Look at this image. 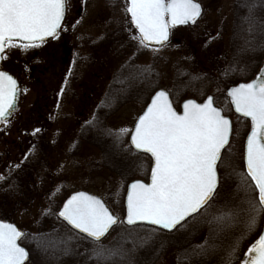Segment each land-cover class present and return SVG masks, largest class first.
I'll use <instances>...</instances> for the list:
<instances>
[{
  "label": "rangeland",
  "instance_id": "1",
  "mask_svg": "<svg viewBox=\"0 0 264 264\" xmlns=\"http://www.w3.org/2000/svg\"><path fill=\"white\" fill-rule=\"evenodd\" d=\"M196 1L203 7V14L196 22V29L200 30L202 36L196 48L201 52L204 66L214 69L213 58L217 60L218 56L208 53L216 48L227 52L234 28L236 0ZM68 2L67 17L57 37L39 43L38 47L6 48L0 66V69L16 76L22 88L18 110L7 123L0 124V176L8 175L3 161L10 165L23 152H29L33 147L29 149L32 141L36 145V154L39 153L43 161L41 164L46 166L43 169V181L37 178L32 182L38 189L35 194L32 193L30 198L33 199L28 200L26 196L25 203L24 200H16L6 206L0 200V219L15 222L25 234L37 231L41 214L51 206L50 195L46 198L48 192L57 195L60 207L77 190L90 191L103 199L110 197L112 201L118 196L124 188L122 178L104 165L101 149L87 143L83 132L81 136L82 127L94 117L116 75L125 70L134 57L139 67L156 69L159 83L157 89L164 88L171 93L176 88L177 74L189 66L188 57L193 49L187 45L188 37L185 30L182 33L181 26L174 28L176 30L171 33L170 42L162 46L141 47L136 45L139 43L128 42L132 36L130 16L126 12L128 0ZM206 43L212 47L206 50L208 52L204 50ZM156 48L159 51H155ZM215 92L209 87L202 99L209 94L215 97ZM190 97L198 99L194 96L187 98ZM225 103L227 100L223 99L216 104L223 108ZM144 108L142 103L127 102L108 119L109 127L117 133L122 134L121 130H128L123 135H129L130 146L131 132ZM35 129L40 131L33 135ZM248 130V125L240 121L236 133L233 131L230 145L220 162L222 172L224 170L223 178L232 174L234 181H243L242 178L246 176L244 143ZM248 185L247 182L238 187L241 191L239 194L246 200L250 199ZM234 194L235 191L231 195ZM232 206L229 202L217 208L208 219L217 223L213 234L218 236L219 242L213 241V246L216 245L213 249H228L223 254L220 252L223 264L227 259L230 264L243 261L236 259L237 255L232 253L239 251L245 239L243 244L249 243V247L255 242L250 243V239L256 235L264 220L262 212L257 226L249 230L247 213L242 214L235 223L216 219L227 213ZM112 209L122 220L123 215ZM5 215L12 218L8 219ZM195 224L194 221L180 228L178 235H187ZM207 234L205 230L195 236L197 239L190 244L193 250L209 239ZM184 255L188 254L185 252ZM206 255H210V252ZM179 256L177 250L170 249L163 253L157 264H182ZM189 260L192 262L191 257ZM26 264L35 263L30 258Z\"/></svg>",
  "mask_w": 264,
  "mask_h": 264
},
{
  "label": "snow or ice",
  "instance_id": "2",
  "mask_svg": "<svg viewBox=\"0 0 264 264\" xmlns=\"http://www.w3.org/2000/svg\"><path fill=\"white\" fill-rule=\"evenodd\" d=\"M202 11L196 0H128L126 7L131 24L138 30L141 47L153 43L162 46L169 39L170 29L195 24ZM65 12L66 0H0V59L6 48L38 47L46 38L57 37ZM250 23L264 33V21L250 16ZM154 50L159 51V48ZM18 91L17 80L0 71V122L7 123ZM228 95L235 111L251 119L246 176L242 179L244 184L249 177L254 182L258 204L254 198L248 199L245 201L248 208L233 205L216 219L235 223L247 213V227L252 230L264 212V69L251 82L232 87ZM39 131L35 129L33 135ZM127 131L124 129L121 133ZM232 131V121L214 107L211 96L203 103L187 100L183 113L179 114L169 94L158 91L131 135V145L150 153L154 167L151 183L131 184L126 220L120 221L101 199L84 192L72 195L63 204L59 217L96 242L89 259L97 264H135V244L126 249L123 244L109 248L99 242L119 223L148 222L163 229H175L209 205L219 186L217 168L218 162L222 163L221 152L229 144ZM2 179L4 177L0 176ZM23 235L14 224L0 222V264H25L29 252L18 243ZM64 251L67 254L71 249L66 247ZM247 257L243 264H264V234L248 248Z\"/></svg>",
  "mask_w": 264,
  "mask_h": 264
},
{
  "label": "trees",
  "instance_id": "3",
  "mask_svg": "<svg viewBox=\"0 0 264 264\" xmlns=\"http://www.w3.org/2000/svg\"><path fill=\"white\" fill-rule=\"evenodd\" d=\"M253 5L259 6L254 7ZM250 16L264 21V0H236L234 28L227 52L224 53L219 48L210 50L212 47L208 43L204 48L205 51L210 50L209 55L218 56L217 60L213 58L215 62L214 69L204 66L201 52L196 48L202 37L200 30L196 29L198 24L181 27L182 33L185 30L187 34V45L193 49L190 50V56L188 57L189 66L186 70L179 71L176 76V88L171 92L175 105L180 107L185 98L194 96L202 99L207 89L212 87L216 91V103L221 102L223 99L227 100V103L223 104V109L227 115L233 118V131L235 133L240 121L247 124L248 129H250V121L234 113L226 95V89L239 81L249 80L253 77L264 60V44L261 43L264 41V33L261 32L258 26L250 23ZM129 24L132 36L128 42L138 43L139 35L132 24ZM133 37H137V39H133ZM135 60L134 57L125 70L116 75L94 117L86 122L81 129V136L83 132L85 141L101 149L104 165L120 175L124 182L123 190L118 193L113 201L110 197L105 199L109 206L121 215L125 213L124 199L128 183L135 178L148 179L152 166L149 155L140 153L129 145V135L125 136L117 133L108 125L109 117L115 114L124 104L135 101L147 105L152 94L159 87L156 69L154 67H139L140 65ZM35 147L36 145L32 141L29 145L31 151L23 152L24 154L10 165L8 162L3 161L4 167L8 170V175L0 180V200H2L3 206L16 200H24L25 203L26 196L28 200L33 199L30 198L32 193L35 194L38 190L33 186V180L39 178L43 181L42 174L46 166L44 163L41 164L42 160L39 153L36 154ZM16 165H19V167H16ZM219 172L222 181L209 205L175 231L166 232L148 225L129 226L125 223H119L99 243L109 248L119 247L123 244L126 249L133 248L135 244L137 248L134 254L135 264H157L163 253L170 249L178 251L182 264H223L221 258L226 248L218 251L213 249L216 246H213V241L215 240V243H218L219 239L218 236L213 234L217 223L208 220L209 216L217 208L229 202L232 205L247 207V203L243 205L242 202L248 199H243L239 194L241 191L238 190V187L244 184L242 180L234 181L232 174H227V177L223 178L224 170L222 172L220 165ZM244 172L246 175L245 170ZM247 182L249 183V198L258 201V192L255 190L254 182L251 181L250 177L247 178ZM232 189L235 191L234 196L231 195L234 192ZM53 193L48 192L46 195V198L50 195L49 202L51 206L41 214L37 231L26 233L22 239L23 244L30 251L32 261L35 264H97L95 260L89 259L92 255L91 250L96 247V242L74 231L58 217L57 212L60 208V202L56 200L57 195H53ZM4 217L12 218L10 215ZM194 221L196 224L193 230H190L187 235L185 233L178 235L180 228ZM262 226L263 222L256 235L251 237L250 243H253L259 236ZM205 230L208 233L207 236L209 235L207 241L211 242L206 241L202 246L193 250L190 244L195 240V236H199ZM129 232L132 233V236L128 235ZM142 242L143 247H140ZM243 242L239 246V251L232 253V255H237L236 259L242 260L246 255L249 243L244 245ZM66 247L71 249L67 254L64 251ZM185 252L188 254L187 256L184 255ZM208 252H210V255L207 256L206 253ZM190 257L192 262L189 260ZM228 260L224 264H228ZM239 262L237 261L234 264Z\"/></svg>",
  "mask_w": 264,
  "mask_h": 264
},
{
  "label": "water",
  "instance_id": "4",
  "mask_svg": "<svg viewBox=\"0 0 264 264\" xmlns=\"http://www.w3.org/2000/svg\"><path fill=\"white\" fill-rule=\"evenodd\" d=\"M196 2H197V1H196ZM198 3H199V2H198ZM201 6H202V5H201ZM202 10H203V7H202ZM66 12H67V5H66ZM66 12H65V17H66ZM202 14H203V11H202ZM202 14H201V16H202ZM129 15H130V14H129ZM201 16H200V17H201ZM65 17H64V20H65ZM200 17L197 19V21L200 19ZM64 20L62 21V25H63ZM62 25H61V27H62ZM188 25H193V24L190 23V24H187V25H178V26H176V27H180V26H188ZM133 26H134V25H133ZM174 28H175V27H174ZM136 30H137V29H136ZM171 30H172V29H170V34H169V39H168V41H169L170 38H171ZM59 31H60V30H58V33H59ZM137 31H138V30H137ZM49 38H52V37H48V38H46V40H48ZM168 41H167V42H168ZM167 42H165L164 44H166ZM164 44H163V45H164ZM150 45H156V44L153 43V44H150ZM2 56H3V54H2ZM2 62H3V58L0 59V66H1ZM261 69H264V61H263L262 67H261V68L255 73V75H254L251 79L246 80V81H240V82H238L237 84L228 87L227 90H226V94H227V96L230 98V100H231V97L228 95V92L230 91V89H231L232 87H236V86H238L240 83L251 82L253 79L256 78V76L259 74V72H260ZM0 71H4V72H7L8 74H10L14 79L17 80V84H18V89H19V91H18V93H17V101H16L15 106L11 109V114H10L9 117H8V120H10V119L13 117V115L15 114V112L17 111L18 107H19V103H20V99H21L22 89H21L20 82H19V80L17 79L16 76H14L12 73H10V72H8V71H6V70H2V69H0ZM158 91H166V92L169 94V99L172 101L173 108H174L179 114H182V113H183V104H184L187 100L193 99V100H196L197 103H203V102L206 101L207 97L211 96V97L213 98V105H214V107H217V108L221 109V110H222V114L225 115V116H227V117L232 121V125H233V120H232L231 116L225 114L224 110H223L220 106H218V105L215 103V98H214V95H213V94H209V95H207V96H206L203 100H201V101L198 100V99H196V98H193V97L186 98V99H184V100L181 102V104H180V108H178V107L174 104V102H173V99H172L171 93H170L168 90L164 89V88H159V89H157V90L153 93V95L151 96V98H150L148 104L145 106V108H144V110H143V112L141 113L140 116H142V115L144 114V112L147 110V108L150 106L152 99L155 97V94H156ZM231 105H232V107H233L234 112H235L238 116H240V117H244L242 114L237 113V112L235 111V106H234V104H232V102H231ZM140 116L137 118L136 123L138 122ZM244 118H246V117H244ZM246 119L250 120V122H251V119H250V118H246ZM0 123H4V122H0ZM136 123H135V125H136ZM134 128H135V126H134ZM134 128H133V130H134ZM133 130H132V132H133ZM132 132H131V135H132ZM250 132H251V128H250V130H249V132H248V134H247V136H246L245 144H244V163H245V167H246V147H247V137H248V135H250ZM232 133H233V131H232ZM131 135H130V144H131ZM231 138H232V134H231V136H230V138H229V144H230ZM229 144H228V145H229ZM228 145H226L225 148L222 149L221 155L223 154L224 150L228 147ZM131 146H132V145H131ZM132 148L135 149L133 146H132ZM135 150L138 151V152H140V153L148 154V155L151 157V159H152V166H151V169H152V168L154 167V158L151 156V154H150V153H147V152H145V151H143V150H137V149H135ZM218 165H219V162H218ZM217 171H218V176H219V170H218V168H217ZM136 181H141V182H143V183H151V171H150V175H149L148 180H146V179H134V180H132V181L129 182V184H128V186H127V191H126V194H125V201H124V204H125V215H124V217H123V221L126 220V215H127V195H128V193L130 192V190H131V188H130L131 184L134 183V182H136ZM219 183H220V176H219ZM218 187H219V186H218ZM217 189H218V188H217ZM216 191H217V190H216ZM78 192H84V193H86V194H88V195L95 196V197L101 199V200L104 202L105 206L108 207V209L110 210V212H112V214H113L114 216H116V217L119 218V216H117V215L112 211V209L109 207V205L106 203V201H105L101 196H99V195H97V194H95V193H92V192H90V191H87V190H77V191L72 192V193H71V194H70V195L64 200V202L62 203V205H61L59 211L62 210V208H63V204L66 203L67 200H68L69 198H71L72 195H75V194L78 193ZM201 210H202V209H201ZM59 211H58V216H59ZM196 214H198V213H195V214H193L192 216L186 218L185 221H187L189 218L193 217V216L196 215ZM59 218L63 220V218H61V217H59ZM119 220H120V218H119ZM63 221H64L69 227H71L72 229H74L71 225H69V224L67 223V221H65V220H63ZM185 221H183V222L181 223V225H182ZM0 222H5V223H12V224H14V225H15L20 231H22V232L24 233V235H25V232H24L23 230H21V229L19 228V226H18L15 222L8 221V220H2V219H0ZM125 224H126V223H125ZM126 225H128V224H126ZM136 225H149V226H154V227L160 228V229L165 230V231H168V232H172V231H174L177 227L180 226V225H178L175 229L167 230V229H163V228H161V227L158 226V225H153V224H150V223H148V222H138ZM115 226H116V225H114V226L109 230V232L107 233V235L111 232V230H112ZM129 226H135V225H129ZM74 230L77 231V232H79V231L76 230V229H74ZM79 233H80V232H79ZM81 234L86 236V234H83V233H81ZM262 234H264V221H263V228H262V231H261L260 235H262ZM24 235H23V237H24ZM107 235H106V236H107ZM260 235H259V236H260ZM106 236H105V237H106ZM23 237H22V238H23ZM105 237H104V238H105ZM22 238H21L20 241H18V243H20V245H21L22 247H25L26 251L29 252L28 248L22 244V242H21V241H22ZM104 238H102V239H104ZM258 238H259V237H258ZM258 238H257V239H258ZM257 239H256V240H257ZM247 258H248V257L246 256L245 259H247ZM245 259H244V260H245ZM29 260H30V252H29V257H28V259L25 261V264H26ZM244 260H243V262H244ZM243 262H241V263H239V264H243Z\"/></svg>",
  "mask_w": 264,
  "mask_h": 264
},
{
  "label": "flooded vegetation",
  "instance_id": "5",
  "mask_svg": "<svg viewBox=\"0 0 264 264\" xmlns=\"http://www.w3.org/2000/svg\"><path fill=\"white\" fill-rule=\"evenodd\" d=\"M66 3H67V12H68V8H69V2H68V0H66Z\"/></svg>",
  "mask_w": 264,
  "mask_h": 264
}]
</instances>
